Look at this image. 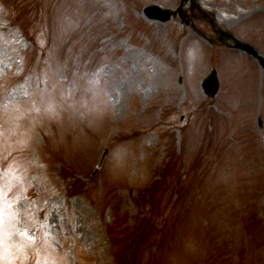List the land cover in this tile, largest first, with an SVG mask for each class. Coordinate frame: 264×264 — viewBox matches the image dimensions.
Here are the masks:
<instances>
[{
	"label": "rangeland",
	"instance_id": "1",
	"mask_svg": "<svg viewBox=\"0 0 264 264\" xmlns=\"http://www.w3.org/2000/svg\"><path fill=\"white\" fill-rule=\"evenodd\" d=\"M199 1L264 54V0ZM154 2L0 0V264H264V69Z\"/></svg>",
	"mask_w": 264,
	"mask_h": 264
},
{
	"label": "water",
	"instance_id": "2",
	"mask_svg": "<svg viewBox=\"0 0 264 264\" xmlns=\"http://www.w3.org/2000/svg\"><path fill=\"white\" fill-rule=\"evenodd\" d=\"M146 12L147 14H149L151 17H154V18H160L162 20H167L170 18V11L168 10L164 11L156 6H150L146 8ZM238 45L243 47L244 49H247L249 52H252L254 55L258 56V52L254 50L251 45L247 43H241V42H239ZM260 58L263 59L261 56ZM203 85L208 94L215 95L217 93L218 88H219V82H218L216 70H213L212 73L205 79Z\"/></svg>",
	"mask_w": 264,
	"mask_h": 264
},
{
	"label": "flooded vegetation",
	"instance_id": "3",
	"mask_svg": "<svg viewBox=\"0 0 264 264\" xmlns=\"http://www.w3.org/2000/svg\"><path fill=\"white\" fill-rule=\"evenodd\" d=\"M185 16L188 18V19H192V18H195V17H202V11H201V8H199L198 6H193V8L191 6H188L187 7V10H186V13H185Z\"/></svg>",
	"mask_w": 264,
	"mask_h": 264
}]
</instances>
